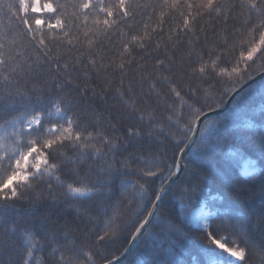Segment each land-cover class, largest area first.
I'll return each instance as SVG.
<instances>
[{
  "label": "snow or ice",
  "instance_id": "obj_1",
  "mask_svg": "<svg viewBox=\"0 0 264 264\" xmlns=\"http://www.w3.org/2000/svg\"><path fill=\"white\" fill-rule=\"evenodd\" d=\"M209 23L222 42L200 45ZM78 69L119 75L129 126L76 106ZM125 262L264 264V0H0V264Z\"/></svg>",
  "mask_w": 264,
  "mask_h": 264
},
{
  "label": "trees",
  "instance_id": "obj_2",
  "mask_svg": "<svg viewBox=\"0 0 264 264\" xmlns=\"http://www.w3.org/2000/svg\"><path fill=\"white\" fill-rule=\"evenodd\" d=\"M139 2L143 4L146 2V0H139ZM145 22H149L147 20V15L144 13H140L136 16L135 20L131 21L130 23L134 29H138L142 32L143 31L142 24ZM89 23H90V21H89ZM149 23H150V26L154 25L155 24V17ZM170 23L171 22H166L164 25L165 39L167 38V30L169 28ZM124 30L128 31V28L125 27ZM220 32H221V28L219 25L216 26V33L213 32V28L211 26V23L205 25V33H198L201 36V40L199 42L200 45H203L205 43V40H204L205 35L207 36V43L209 46H212L213 44L221 43L222 41L219 40L217 37V33H220ZM117 35L112 36V42L111 43L108 40H105V38L103 36L99 37V39L104 44V51L107 53L109 58L111 57L113 51L118 50L120 48V44L118 42ZM153 38L156 39L158 37L154 34ZM80 40L82 42H84V44L86 46V40H85V37L83 36L82 33L80 35ZM185 44H186V40H185ZM186 50L187 49H186L185 45L182 44L180 46V50L176 53L177 59ZM72 55H74V53ZM105 62H107V60ZM152 63H154V61H152ZM224 66H229V65H224ZM257 67H258V64L253 65V68L250 69V72L254 78H256L260 75L258 73V71L256 70ZM133 68H135V65H133ZM69 71H71V68L69 69ZM90 75H91V80L86 81L84 76H83V72L80 71L79 69L72 74L71 79H72L73 83L68 86L67 90H68L69 95L71 97H73L78 102L76 106L79 107L81 110H87L89 115H91V109L95 108L97 118L102 121L99 125L100 128L111 131V129L108 127L109 123L116 124L118 129H123V128L129 126V122L126 120H124V121H120L117 119L110 120V117H118V116L124 114V110H123L119 100L114 98L116 87H119V80H120L119 75L113 74V75H110L108 77V79H110L112 81V85H111L110 90H109L108 80L105 79V74L103 72L100 74L99 79H97V76L93 72H90ZM131 77H132V72L129 71V73L124 77L125 88L127 87L129 81L131 80ZM259 82H260V80H257L256 85H254V87L257 86L259 84ZM132 83L134 86H137L135 81H132ZM225 83H227V78H225ZM85 84L88 85L87 90L84 92H81L80 89L83 88ZM77 85H79L80 87L78 88ZM100 93H105L106 99H101ZM225 99H227V97H225ZM161 115H163V114H161ZM93 122H95V121H93ZM130 123H136V122L131 121ZM84 126L88 127V121H84ZM88 130L91 131L92 128L89 127ZM143 147L148 148L149 145L145 144ZM129 151H132V149H129ZM169 156H171V153H169ZM118 158H122V157H118ZM128 179L134 180L135 177H129ZM118 186H119V181H117V187ZM41 191H44V194L46 197L47 192L44 189H41ZM132 191H134V190L130 189L129 193L124 195L123 202L125 204L127 203L128 199L130 198ZM258 194H259L258 187L253 188L252 186H248L247 190L244 193L243 199L248 201L249 203H251V201L254 199H256L258 202ZM120 199H121V197H120V193L118 191L117 196L114 198L113 203L119 201ZM40 204H41V207H39V209H38L39 215L51 214V215H53V218H55V215H56L55 209L48 206V204H50V201L48 202V204H45L44 201L42 200L40 202ZM18 207H19V211H20L21 215L24 216L25 219H32L33 218L32 212L37 211V209H32L27 204L19 205ZM109 215H111V210L109 212ZM61 216H62V218L60 219L61 224L64 223L65 220H67L70 224L73 225V227L76 226V221H74L73 216L67 215L65 213H61ZM103 219L104 218H100V220H99V224H98L99 228H103V226H104L103 225ZM82 226L83 225H81V227ZM127 246H128L127 243L125 242V240L122 237L117 243L109 245L107 251H108V253H110L112 255L119 256L120 253L123 251V248L127 247ZM125 264H127V262H125Z\"/></svg>",
  "mask_w": 264,
  "mask_h": 264
},
{
  "label": "water",
  "instance_id": "obj_3",
  "mask_svg": "<svg viewBox=\"0 0 264 264\" xmlns=\"http://www.w3.org/2000/svg\"><path fill=\"white\" fill-rule=\"evenodd\" d=\"M260 78H261V76L259 75L258 77L255 78V80L257 81V80H259Z\"/></svg>",
  "mask_w": 264,
  "mask_h": 264
}]
</instances>
